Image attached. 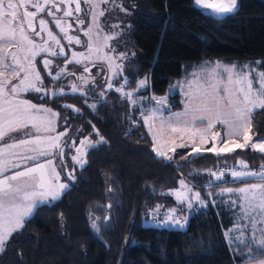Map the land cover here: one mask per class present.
<instances>
[{"label": "trees", "instance_id": "trees-1", "mask_svg": "<svg viewBox=\"0 0 264 264\" xmlns=\"http://www.w3.org/2000/svg\"><path fill=\"white\" fill-rule=\"evenodd\" d=\"M116 1L127 9L125 14L117 10L113 18L129 24L117 37L118 50L130 53L118 78L131 82L128 90L146 78L145 95L162 96L201 62L264 61V0H237L236 10L220 18L197 8L194 0ZM103 90L88 93L87 105L95 103V109L78 94L48 102L69 125L83 130L77 137L88 136L95 125L105 142L88 150V163L76 169L69 190L57 201L37 207L13 233L0 251V264H242L244 251L224 237L234 221L223 203L191 214L184 230L145 221L181 178L203 185L209 179L205 170L230 167L241 159L255 167L264 164V154L237 149L185 161L181 157L190 150L177 149L173 161L167 162L152 151L144 126L136 120L138 110L114 93L101 101ZM64 103L81 112L63 109ZM251 123L255 134L263 132L264 109L252 113ZM97 216V223L104 225L99 234L91 228Z\"/></svg>", "mask_w": 264, "mask_h": 264}, {"label": "snow or ice", "instance_id": "snow-or-ice-1", "mask_svg": "<svg viewBox=\"0 0 264 264\" xmlns=\"http://www.w3.org/2000/svg\"><path fill=\"white\" fill-rule=\"evenodd\" d=\"M110 3L115 5V0H0V251L13 233L24 227L26 218L38 205L56 201L69 190L70 183L76 180L75 166L83 169L88 163V149L105 142L95 125H92V133L84 139H63L68 134V128L57 132L60 113L47 103L52 97L65 95V86L57 85L54 90L45 81L48 78L60 81L74 77L68 83L69 90L71 93L79 92L85 105L89 91L105 89L99 92L102 99L107 90L114 88L112 80L122 75V61L128 57L124 52L116 54V48L109 42L116 39L119 33L105 32L107 22H101L105 13L110 11L102 5ZM195 4L216 14H227L234 12L237 0H195ZM115 6L127 11L122 4ZM50 23L58 29V33L50 27ZM80 33L86 40L81 39ZM73 45L81 46L83 50H74ZM59 58H63V65L55 63ZM97 63L104 64L107 69L102 84L96 81L104 69L96 75L91 72V67ZM68 65H80L83 70L77 75L68 70ZM192 77L172 86L173 89L180 88L184 107L180 112L168 111L167 115L165 111L170 108L167 96L146 98L154 102L150 108L140 104L141 98H137L136 92L145 86L146 80H140L132 91L126 90L131 84L126 77L115 87V91L130 104L140 105V115L152 134V151L156 156L171 162L177 148H190L188 154L181 157L185 161L204 152L220 156L237 149L250 148L264 154V140H254L251 133V114L256 109H264V61L243 65L205 63ZM89 85H96V88H89ZM34 99L40 102L34 103ZM87 106L96 108L95 103ZM61 107L81 112L80 108L71 104ZM64 123L68 125L67 117ZM217 125L224 129L223 135L214 131ZM75 132L83 135L82 129L77 128ZM165 133L167 140L163 139ZM93 134L99 136L95 143L90 138ZM209 144L211 146L207 147ZM65 148L69 151L75 149V155L70 157L74 165L71 170L64 162ZM57 156L60 170L54 164ZM237 163L239 168L233 166L229 169L225 165L222 169L205 170L211 179L206 180L204 186L209 189L218 187L214 181H223L226 172L233 182L246 185L224 187L215 193L221 197L229 194L227 204L232 211L234 226L225 232V236L229 237L230 244L238 242L249 248L251 244H256L260 254L264 255V164L253 170L242 159ZM62 172L67 183L62 181ZM250 177L257 178L258 182L249 183ZM178 183L179 188L169 191L178 204H184L189 209L194 203L207 206L201 192L195 191L201 185L186 182L183 178ZM108 192H113L111 186ZM233 194L235 199L231 198ZM213 195L212 191L207 193L208 198ZM111 207L108 204V208ZM162 207L158 204L149 210L154 219L160 216ZM180 210L168 208L163 222L183 228L184 222L176 215ZM108 219L104 217V221ZM98 220L100 217L97 216L91 223L97 234L104 227L97 223ZM186 220L187 217L184 218ZM249 229L252 231L250 242L246 240ZM233 233H239L235 240L232 239ZM260 264H264V260Z\"/></svg>", "mask_w": 264, "mask_h": 264}, {"label": "rangeland", "instance_id": "rangeland-1", "mask_svg": "<svg viewBox=\"0 0 264 264\" xmlns=\"http://www.w3.org/2000/svg\"><path fill=\"white\" fill-rule=\"evenodd\" d=\"M118 2L115 0V5H121ZM115 5H113L111 3L108 4V5H102V7H107V8L110 9V11L106 12L105 13V16L101 18V22L102 23L107 22L106 23V26H105V29H104L105 32H107V33H119L121 28L122 29L123 28L126 29L128 27V25H129L127 21H123V22L116 21V22H114V18L113 17H114V15H115V13H116L117 10H119L121 13L124 12V14H125V11H122L120 7L115 6ZM194 5L197 8L201 9L203 12H205V13H207L209 15H212L214 17H218V18L224 17V16H226L228 14H231V13H227V14H216L211 9H205L202 6L196 5L195 4V0H194ZM125 20H127V19L125 18ZM86 23H87V21H86ZM111 25H119V27H111ZM50 27H52L53 30L58 33V29H55V26L52 25L51 23H50ZM74 27H75V25H74ZM80 36H81V39L82 40H86V38L83 37V34L82 33H80ZM117 37H116V39L111 40L109 42L113 47L116 48V54H118V53L121 52L117 48V40H118ZM62 43H66V41H62ZM72 48L74 50H77V51H82L83 50V48L81 46H76V45H73ZM66 51H67V49H66ZM69 55H70V53H69ZM129 56H130V53L127 54V57H129ZM39 59L40 58L38 57V60ZM125 60L122 61L123 64H124ZM55 63L60 64V65H63V63H64L63 58L57 59L55 61ZM117 63H121V61H117ZM205 63L214 64L215 62H206L205 61V62H201L200 64H196V65L191 66L187 70L186 74H184L180 79L174 81L168 87V89H167V91H166V93L164 95L158 96V97L167 96V98H168V102H169L170 108L165 111V115L168 114V111H171V112H180V111L183 110V107H184L183 102H182L184 98H183V95L181 93L180 88L177 87V88L173 89L172 86L173 85H176L177 82H182V81H185L186 79H192L193 78L192 77V74L195 73V72L200 71V66L204 65ZM220 63L226 64V63H223V62H220ZM226 65H229V64H226ZM38 66L42 67V65H38ZM102 68L104 69V72H102L100 75L97 76V81H96L97 84H102L104 82L105 75H107V69H106L105 65L102 64V63H97V65L95 67H91V72H92L93 75H96L100 71V69H102ZM68 70L69 71H72V72H76L77 75H79L82 72L83 69H82V67L80 65H68ZM42 75H46V73H42ZM120 77H121V75H120ZM120 77L118 76V77H116V78H114L112 80V83L114 85V88L113 89H110V90H107L106 96L104 98H102L101 101L104 102V99L108 96V94H111V93L117 94L120 100H126L124 97H122V95L119 92H116L115 91V87H118L119 84L124 79V78H121V80H118V78H120ZM74 79H75L74 77H69L67 79L62 78L60 81H52L51 78H48L45 81V84L48 87L53 88L54 90H55V87L57 85L64 84V86H65L64 87V92L66 94H78V95H81L79 92H77V93H71L70 90H69L68 83H69V81L74 80ZM141 80H146V84H145V86L143 88H140L136 92V96H137V98H141L140 99V104L144 105L145 107H149L150 108V107H152V105H153L154 102L151 101V100H149V99H146V98H150V97L155 96V95H152V94L145 95V90H146V87H147V84H148V80L146 78H142ZM91 86L96 87V85H91ZM126 90L127 91H132V90H128V89H126ZM30 95L31 96H34L36 94H30ZM53 98H55V97H52V98L48 99V102L51 101V100H53ZM33 102L34 103H39L40 101H37V100L34 99ZM64 104H67V103H64ZM129 105H130V107L135 108V109L138 110V113H137V116H136V120H139L141 122V124L144 126L145 132H146L147 136L150 138L151 143H152V134L149 133L148 127L143 124V120H142L141 115H140V105H132L130 103H129ZM47 106L52 107V105L49 104V103H47ZM53 110L56 111L54 108H53ZM257 110H260V109H256L253 112H255ZM251 116H252V114H251ZM66 127L68 128V134H67V136H65L63 138L65 141H67L69 137H73V138L77 137V133L75 132V129L71 125H69V124L68 125H65L64 118L59 117V119L57 121V132L64 131ZM70 127H72V128H70ZM156 127L157 128L159 127V122L156 123ZM214 131H220L221 134L223 135L224 129H222V127L220 125H217V127H216V129H214ZM251 133L254 134V140H264V130L260 134H255V132L253 131V127H252ZM85 137H87V136L79 137V139H84ZM90 138L92 139L93 143H95L97 140H99V136H96L94 134L91 135ZM163 139L164 140H167L168 139L167 133H165V135L163 136ZM78 143H79V140H77V145H78ZM98 144H96L95 146H97ZM210 146H211V144L207 145V147H210ZM89 149H91V148H89ZM177 149H180V150H190V148H177ZM204 153H206V152H204ZM71 155H75V149L73 148L71 151H69V149L65 148V150H64V162L68 165V170H71V168L74 166L73 165V162L70 159ZM195 156H197V155H192V157H195ZM54 164L56 165L57 170H60L61 164H60V159H59L58 156L54 159ZM75 167H76V169H79V166L78 165L75 166ZM61 177H62V181L63 182H66V183L68 182L64 178V173L63 172L61 173ZM208 178L211 179V177H208ZM183 179H185L186 182H190L192 184H195L190 179H186V178H183ZM248 182L249 183H255V182H258V180L257 179H252V178H248ZM214 184L215 185H219V186L218 187H213V188L209 189L208 187H205L204 186L205 185V182H204V184L201 185V187H198V188L195 189V191H200L201 192L202 197L205 198V201H206V205L207 206H201L198 203H194L193 204V207L189 209L184 204H178L177 201H176V199H175V196L168 193V198H166L165 203H161V205H163V207L161 208V214H160V216H158V217H156L154 219L153 216L150 214V211H149L148 218L145 221V224L146 225H152V226H155V227H158V228H164V229L184 230L186 228V224H187V221H188L190 215L191 214H194V213H199L201 211H204V210H206L208 208V206H215L216 203H218V204L219 203H223V204L226 205V207L229 210V207H228V204H227V201L229 200V194L225 193V195L222 196V197L215 195V193H219L222 188H224V187L238 188V187L246 186L245 184L240 183V182H233L230 175L228 176V179H225V177H224V180L223 181H214ZM177 188H179V183L177 184V187H175L174 189H177ZM209 191H212L213 194H214L212 198H208V196H207V193ZM231 198L232 199H235L236 197L233 194L231 196ZM213 200H215V203H213ZM53 202L54 201L45 202L43 204L38 205V207L41 206V205H45V204L48 205V204H51ZM171 207H176L178 209H181L180 211H178L176 213V215L181 219L182 222H184V227L183 228L179 227V225H172L170 223L169 224H165L163 222V215H164V213L166 212V210L168 208H171ZM35 210H36V208L34 209V211ZM34 211H33V213H34ZM230 212L232 214V211H230ZM185 217H187V220L186 221H184V218ZM29 218H26V220L29 219ZM233 226H234V224H233ZM258 227H259V225H258ZM225 232H224V237H225L226 241L229 243V237L225 236ZM237 235H239V233H233L232 239L235 240V237ZM257 236H259V233H257ZM251 237H252V231H251V229H249L246 232V240L250 242L251 241ZM230 245L233 246V247H235L237 251H241V249H242V251H244V254L242 255L243 258H244L242 264H260V261L261 260H264V255H261L260 254L261 250H260L259 246L256 245V244H251L250 245V248L249 247H245L243 244H239L238 242H233Z\"/></svg>", "mask_w": 264, "mask_h": 264}, {"label": "built area", "instance_id": "built-area-1", "mask_svg": "<svg viewBox=\"0 0 264 264\" xmlns=\"http://www.w3.org/2000/svg\"><path fill=\"white\" fill-rule=\"evenodd\" d=\"M166 161H167V160H166ZM167 162H169V161H167ZM233 166H236L237 168H239V165H238V164H236V165H232V166H230V167H228V168L230 169V168H232ZM248 166H249V168H251V169H253V170L258 169V168L260 167V165L255 166V167H252V166H250L249 164H248ZM225 175H229V174L226 172ZM250 178H252V179H257V178H255V177H250Z\"/></svg>", "mask_w": 264, "mask_h": 264}, {"label": "crops", "instance_id": "crops-1", "mask_svg": "<svg viewBox=\"0 0 264 264\" xmlns=\"http://www.w3.org/2000/svg\"><path fill=\"white\" fill-rule=\"evenodd\" d=\"M158 97V96H157ZM176 110V109H175ZM207 153V152H206ZM205 154V153H204ZM201 155H203V153L201 154Z\"/></svg>", "mask_w": 264, "mask_h": 264}]
</instances>
